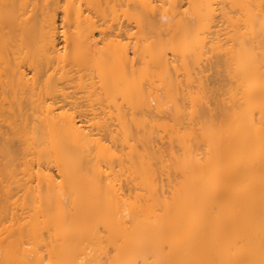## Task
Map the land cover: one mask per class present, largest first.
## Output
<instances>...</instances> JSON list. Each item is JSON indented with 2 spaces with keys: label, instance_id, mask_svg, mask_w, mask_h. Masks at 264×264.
<instances>
[{
  "label": "bare ground",
  "instance_id": "obj_1",
  "mask_svg": "<svg viewBox=\"0 0 264 264\" xmlns=\"http://www.w3.org/2000/svg\"><path fill=\"white\" fill-rule=\"evenodd\" d=\"M178 51L191 53L199 71L204 51L217 52L221 66L224 59L228 112L205 122L203 140L216 150L228 119L225 170L192 181L197 165L185 167L187 180L164 185L160 168L154 179L143 165L141 181L137 174L124 192L101 162L113 164L116 138L130 133L126 120L161 109L163 95L178 103L171 72L180 81L181 67L190 72L189 61L175 64ZM147 54L163 95L139 81L149 74ZM188 100L191 109L204 104ZM204 146L199 157L187 149L185 163L192 167ZM116 158L118 166L127 159ZM0 192V264H264V0H0Z\"/></svg>",
  "mask_w": 264,
  "mask_h": 264
},
{
  "label": "rangeland",
  "instance_id": "obj_2",
  "mask_svg": "<svg viewBox=\"0 0 264 264\" xmlns=\"http://www.w3.org/2000/svg\"><path fill=\"white\" fill-rule=\"evenodd\" d=\"M59 23H60V21H59ZM216 23H218V25L219 26H221V28H224V30H223V32H225V31H229V33L232 31V29H233V27H232V24L231 23H228L227 21H225L224 19H219V20H217L216 21ZM219 26H218V28H219ZM222 37H224V36H222ZM208 39H209V36H208ZM205 52V51H204ZM204 52H202L201 53V61L199 62V68H200V71H201V69L203 68V70H202V73H201V75L199 76V78L200 79H202L201 81H199L200 82V84H197L196 83V80L197 79H199V78H195V76H194V78L196 79H194L193 77H191L190 78V76H193V74L194 75H197V74H195L197 71H199V70H197V68H196V66H194V62H193V58H192V54L191 53H189V52H184V51H178L177 52V55H178V58H180V60L178 59L176 62H175V64H178V65H180V63L181 62H183V60L185 59V60H187V61H189V63H190V72H182V71H184L185 69L183 68V70H182V67L181 66H179L178 67V70H180V67H181V70L180 71H178V72H176L177 74H179V75H181L182 76V81H180L181 79L180 78H177V76L175 77V72H171V73H173L172 74V80H173V89L175 90V88L174 87H177L176 88V91H177V95H175V100H176V98L178 99L177 100V102L178 103H176V101L175 102H173V100L170 98V97H168L167 95H163V93H165V90H163L164 89V82H163V80H162V76L161 77H159V75L161 74L160 73V70L159 69H156V68H154V66L153 65H151V63H150V61H152L151 59V56L149 55V58H147L148 57V54H147V56H146V59L145 60H147V62L149 63L148 64V66H149V74H147V77H145V78H141V80H139L140 82H141V85L142 86H146V87H149V88H151V90L153 89V90H157V88L155 87L156 86V84H158V86H159V89H160V87H162V90H159V92H161L162 93V102H163V106L161 107V109L160 108H158L157 106H154L153 107V109H155L156 107L159 109V110H157V109H155L156 110V112H157V115H160L161 114V116H157V115H155L154 113H155V110H153V112H148L147 113V111H144V110H142V109H140L139 108V110H138V112H143V113H141V115H137L136 113H134L135 111L133 110V113L135 114V115H137L138 117L137 118H139L140 119V121L141 122H138V120H134V115H133V117L132 118H129V120H128V122H127V120L125 121L126 122V124H125V126L126 127H128V133H129V135L128 136H126L125 134H124V138H123V133H121L122 134V136L119 134L118 136H121L120 137V139L118 140L116 137V144L117 145H115V142H114V144H113V148H112V150H115L114 152H116V156L114 157V159H113V164H114V168L113 169H109L108 167H110V168H112V165L113 164H111V166L109 165V160H106L105 158V160H106V162H108V165H107V163H102L101 161H99V162H101V164L103 165V166H101L100 164H98L99 162H98V160L97 159H95V161L96 162H98L97 163V166H101V168H103L102 170H103V172L105 173V177L107 178V182H109L108 181V178L109 177H111V175L110 176H108L106 173H107V171L109 172L108 174H111L112 173V176L114 177V178H116L115 179V181H117V182H120L121 184H123V191L124 192H126L127 190H128V185L126 184V182L127 183H129V182H133V181H135V177H136V175L137 174H140V172H141V170H140V168H142L143 167V165L145 166L144 168L146 169L145 171H148L149 172V170H150V174L152 175V174H154L152 177L154 178V179H156L155 177H157V175H159V178H158V180L163 176L162 174H164V176L161 178L162 180H164L165 181V183H164V181H162L161 180V183H163L164 185L166 184H168V182L170 181V182H173V181H176L177 180V182H178V180L180 181V180H182L183 181V179H184V177H183V175L181 174L182 172V170H185L186 171V173L187 172H189V171H187V169H185V167L186 168H189V169H191L192 168V170H194L195 169V165H197V167H196V169L195 170H197L198 171V173L200 174V175H197V177L195 176V174H193L194 175V177L195 178H193L192 179V181L193 180H197V181H199L200 180V178H202V179H206L207 177V175L208 174H212V172L211 171H216L217 169H220V168H223V170H225V163H227V159H226V153H224V148H226L227 146H226V144H224V140H226V137H225V131H226V127H227V123H228V119H227V122L226 123H221V125L219 126L220 128H221V131L222 132H220V136L221 137H219V135H217V141H215V142H213V143H215V145L213 144L211 147H215V148H217L216 150H214V148H209L207 145H208V143L209 142H207L206 140H203L204 139V129H203V127H204V125L205 126H207L206 124H205V122L206 123H209L210 124V122L211 123H213V122H222V120H224L223 118L221 119V117H223L222 116V114L224 115L225 113H226V102H224V101H222V100H224V99H228V94H227V98H225L226 96H224V93H226V90L229 88V86L228 85H226L227 83H226V81H227V79H226V67H225V64H224V59H222L223 60V65L221 66L220 65V63L222 64V61L219 63V61H220V59H218L217 57V52H216V55L214 54L215 53V51H206L205 53ZM208 52H212V54L211 53H208ZM170 53V52H169ZM171 55V54H170ZM207 57H211L210 59H208V60H204V59H207ZM151 58V59H150ZM139 67H140V65H139ZM198 67V66H197ZM194 69H195V72H193L194 71ZM199 71V72H200ZM179 72H181V73H179ZM198 72V73H199ZM187 73L189 74V75H187ZM190 73H192V74H190ZM176 74V75H177ZM186 76V77H184L183 78V76ZM136 77H137V79H135V84H136V86L137 85H139V82L137 83L136 82V80L138 81V72H137V74H136ZM174 77V78H173ZM180 77V76H179ZM189 78V79H188ZM193 78V79H192ZM153 81H152V80ZM158 79H160V80H158ZM185 79V80H184ZM199 79V80H200ZM189 80H190V82H191V84H193L194 86H195V88L192 86V85H189ZM152 81V83H154L153 84V86L154 87H152L151 85H152V83L150 84V83H148V82H151ZM156 81V82H155ZM184 81H186V83L189 85V86H192V90L193 91H190L191 90V88L190 89H188V91H185V90H187V88H186V85L184 84ZM194 82H195V84H194ZM201 82H202V85H201ZM175 83H176V85H175ZM177 83L178 84H180V88H179V85H177ZM181 85H183V88H182V86ZM198 85L200 86L201 85V88L202 87H204V89L202 88V90H201V88L199 89V87H198ZM157 86V87H158ZM227 86H228V88H227ZM185 87V88H184ZM196 87H198V89L199 90H201V92H199V90L196 88ZM148 88V89H149ZM178 89H182V91H183V93H181V94H178L179 93V91H178ZM184 89V90H183ZM174 90H173V92H174ZM197 90H198V92H197ZM185 91V92H184ZM190 91V92H189ZM196 93H195V92ZM180 92H181V90H180ZM174 93H176V92H174ZM200 93V94H199ZM197 94V95H196ZM202 94V95H201ZM190 95V96H189ZM195 95V97H193ZM200 95V96H199ZM188 97H193V100L190 98L189 100H190V102H193V101H195V102H197V99H199V102H201V101H203V103L204 104H206V103H208V101H209V105L208 104H206L207 105V107H205L204 106V104H201L202 106H201V108L199 107V106H196L195 105V103L193 102V105H191V107H192V109L190 108V104H189V102H183V100H188ZM202 97V98H201ZM203 97H206V98H203ZM183 98V99H182ZM185 98V99H184ZM201 99V100H200ZM207 99V100H206ZM120 100H121V96H120V98L118 97V102H120ZM188 100V101H189ZM204 100H206V101H204ZM227 101V100H226ZM154 101H152V105H154V103H153ZM121 103V102H120ZM174 103V104H173ZM175 103L176 104H178V105H175ZM226 103V104H225ZM228 103H229V101H228ZM179 104H180V106L182 105L183 107L182 108H179L178 106H179ZM184 104H186V105H188L189 104V106H185V108H184ZM156 105V104H155ZM194 105H195V107H197V108H199L200 109V112H199V115L200 116H204L205 115V109L206 108H208L209 106H210V108H208L207 109V111H208V113H206V116L205 117H199V115H198V112L197 113H195L196 112V110L194 109L195 107H194ZM198 105V104H197ZM205 108H204V107ZM176 107H177V109H176ZM203 107V108H202ZM134 109V108H133ZM222 110V111H221ZM160 111V112H159ZM179 111V115H177V112ZM190 112L191 113V111L193 112V116L190 114L189 116H190V118L188 117V118H186V116L184 117L183 115H182V113H185V112ZM203 111H204V114H203ZM188 112V113H189ZM227 112H228V109H227ZM149 113H150V115H149ZM195 113V114H194ZM201 113V114H200ZM140 114V113H139ZM146 114H148L147 116H146ZM187 114V113H186ZM152 115V116H151ZM188 115V114H187ZM194 115H196V117L195 118H193L192 120V122H190V120H191V117H194ZM226 115H227V113H226ZM225 115V116H226ZM155 117L156 119L158 118V120L159 121H157V122H155L156 121V119L154 118V119H152V117ZM157 116V117H156ZM225 118V117H224ZM154 120V121H153ZM147 122H150L149 124H147ZM152 122V123H151ZM190 123V124H189ZM136 124H138V126L136 125ZM225 124V125H224ZM143 125V126H142ZM215 125V129L217 128V126H216V123L214 124ZM145 127V131H144V128H141L140 130H139V128L140 127ZM158 126V127H157ZM210 126H213L212 124H210ZM201 127V128H200ZM158 128V129H157ZM213 128V130H214V135L216 136V134L217 133H219V132H217V131H215V129ZM223 128V129H222ZM165 129H166V131H165ZM148 130V131H147ZM172 130V131H171ZM223 130H225L224 131V134H223ZM132 131V132H131ZM158 131H159V133H158ZM145 132V133H144ZM147 132V133H146ZM161 132V133H160ZM169 132H171V133H169ZM175 132H177L178 134H176ZM149 133H151V134H149ZM168 133H169V136H170V138H169V136H168ZM216 133V134H215ZM130 134H131V136H130ZM166 136H165V135ZM115 135H116V133H115ZM149 135H151V136H149ZM171 135H172V137L173 138H171ZM223 135V136H222ZM168 136V137H167ZM127 137H131V141L133 142H131L129 145H131V146H128V144L127 143H129V140H130V138H128V141L127 142H125L126 141V139H127ZM158 137H160L161 138V141H160V139H158ZM163 137V138H162ZM164 137H165V142H163L162 140L164 139ZM206 138V137H205ZM216 138H214V139H216ZM219 138V139H218ZM121 139H122V141H121ZM167 139H168V141H167ZM212 139V138H211ZM109 139H107L106 140V142H107V144L109 143V141H108ZM113 141H115V139H112ZM113 141H112V143H113ZM160 141V142H159ZM207 143H206V142ZM106 142H105V140H104V143L106 144ZM122 143V145H121V143ZM103 143V144H104ZM120 143V144H119ZM150 143H152L151 145H150V150H152V151H149V144ZM154 143L156 144L155 146L157 147H162L161 149H165V151L163 152V153H161L162 152V150H161V152H159L160 150V147L159 148H157V150L158 151H156L157 152V154H155V152H153V149H152V145H153V148H156V147H154ZM170 143H171V145H172V147L170 148L169 146H170ZM198 143V144H197ZM200 143V144H199ZM201 143H202V146H204V148L202 147L200 150V154H201V152H202V150L204 151V152H202V157L200 156V158H199V160L195 157V156H197V157H199L198 155H197V152H198V150H199V148L201 147ZM104 144V145H105ZM106 144V145H107ZM110 144H111V141H110ZM109 144V145H110ZM159 144V145H158ZM163 144V145H162ZM169 146H168V145ZM192 144V145H191ZM193 144L194 145H196V146H193ZM103 145V146H104ZM200 146V147H198V146ZM122 146V147H121ZM166 146V147H165ZM226 146V147H225ZM105 148L107 147V146H104ZM108 147H110V146H108ZM107 147V148H108ZM116 147V148H115ZM128 147H130V150L132 151L133 149V151H132V153H131V151H127L128 149ZM134 147V148H133ZM164 147V148H163ZM192 147H195L194 148V150H197V151H195L196 152V154H195V156H194V158L192 159V161L193 160H195V164L192 162V161H190L192 164H194V165H192V167L190 166V163H185V161H187V158H186V156H188L187 155V153L189 154V152L188 151H186L187 149L188 150H190V148L192 149V152H193V148ZM198 147V148H197ZM111 148V147H110ZM119 148V149H118ZM124 148H125V150L127 151V153L124 151V152H121L122 150H124ZM146 148H147V150H148V152H147V150H146ZM167 148V149H166ZM197 148V149H196ZM207 149V150H206ZM208 149H210L211 151L212 150H214V151H212V152H210ZM121 150V151H120ZM226 150H227V148H226ZM117 151H119V153H117ZM138 151H139V153L141 152L142 153V155H140L139 153H138ZM206 151H209V154L207 153L206 154ZM95 152H97V154H99V150L98 149H94V150H92L91 151V153L92 154H94L93 156V159L95 158ZM121 152V153H120ZM173 152V153H172ZM174 152H176V153H174ZM185 152H187L186 154H185ZM135 153H137V154H135ZM172 153V156L174 157V158H172V156H170V154ZM91 154V155H92ZM185 154V155H184ZM193 154H194V152H193ZM207 156H206V155ZM129 155V156H128ZM146 155L148 156V158H150V159H147L146 158ZM175 155V156H174ZM98 156V155H97ZM127 157V159H128V161H129V165H127L128 164V162L125 160L124 162H127L126 164H124V162H122V160H124V158H120V157ZM132 156V157H131ZM176 156L178 157V158H176ZM205 156V157H204ZM92 157V156H91ZM90 157V158H91ZM116 157H119L120 158V166H118L119 165V161H118V159L116 158ZM163 157V158H162ZM171 157V158H170ZM208 157V158H207ZM213 158L212 159V163L210 162V161H208L210 158ZM100 158V156L98 157V159ZM115 158L117 159L116 160V163L114 162L115 161ZM159 158H161V159H159ZM166 158V159H165ZM176 158V159H175ZM206 159V160H204V159ZM93 159H92V161H93ZM142 159H143V163L141 162L142 161ZM157 159V160H156ZM186 159V160H185ZM202 159H203V161H202ZM99 160H102V157H101V159H99ZM152 160V161H151ZM163 163V166H162V164L160 163V161ZM166 160V161H165ZM168 160V161H167ZM184 160V161H183ZM198 160V161H197ZM90 161V163H91V160H89ZM146 161V162H145ZM153 161L154 162H157L155 165H153ZM152 162V163H151ZM197 162H199L200 163V165H199V163H197ZM205 162H207V163H205ZM133 163V165L134 166H131V164ZM158 163H160L161 164V166H158L159 164ZM183 163H184V165H183ZM203 163H205V164H203ZM212 165H211V164ZM92 164H94L93 162H92ZM92 164H89L88 163V165L89 166H92ZM106 166H105V165ZM148 164V165H147ZM87 165V164H86ZM87 165V166H88ZM140 167H139V166ZM151 165H152V167H153V169L151 168ZM188 165V166H187ZM202 165V166H201ZM209 165H211L210 167H209ZM86 166V167H87ZM88 166V167H89ZM95 166V165H94ZM97 166H95V167H97ZM129 166V167H128ZM138 166V167H137ZM150 166V167H149ZM198 166H199V168H198ZM224 166V167H223ZM108 168V170H107V168ZM155 167H156V170H155ZM175 167H176V169H175ZM227 167V166H226ZM90 169L88 170L89 172L91 171V167H89ZM122 168L123 169H125V168H130V169H128L127 171L126 170H123L122 171V173H121V170H122ZM136 168H138V169H136ZM160 168V170H159V172H157V175H156V171L158 170ZM166 169L167 168V173L166 172H164V171H162V169ZM207 168H209L210 170H208ZM215 168H217V169H215ZM120 169V170H119ZM86 170H87V168H86ZM134 170V171H133ZM138 170H140V171H138ZM152 170L154 171L153 173H152ZM175 170V171H174ZM177 170V171H176ZM117 171V172H116ZM142 171H144V170H142ZM162 171V172H161ZM185 171H183V173H185ZM202 171H204V172H202ZM201 172V173H200ZM217 172V171H216ZM215 172V173H216ZM221 172H224V171H221ZM116 173V174H115ZM121 173V174H120ZM142 173V172H141ZM192 173H194V171H192ZM219 171L216 173L218 176H220L219 174ZM222 174V173H221ZM226 174H227V172H225V174H222L221 175V178L224 176V179L226 178ZM104 174L102 173V177H104L103 176ZM117 175V176H116ZM142 174H140V175H138V176H140L139 178H138V176H137V181L139 182V181H141V176ZM162 175V176H161ZM217 175H216V177H217ZM102 177H101V179H102ZM105 177L103 178L104 180H102V181H106V179H105ZM200 177V178H199ZM215 177V178H216ZM132 178V179H131ZM214 178V179H215ZM218 178V177H217ZM220 178V179H221ZM130 179H131V181H130ZM134 179V180H133ZM140 179V180H139ZM185 179L187 180L188 178L187 177H185ZM185 179H184V181H185ZM223 179V180H224ZM218 180V179H217ZM112 181H113V179H112ZM156 181V180H155ZM157 182H160V180L159 181H157ZM131 184V183H130ZM0 193H2V192H0ZM15 198H13L12 200H14ZM4 200H6V198H1V196H0V205L1 204H3L4 203Z\"/></svg>",
  "mask_w": 264,
  "mask_h": 264
}]
</instances>
